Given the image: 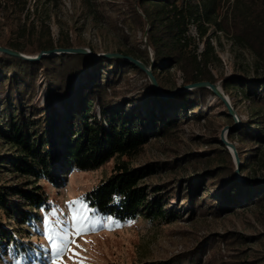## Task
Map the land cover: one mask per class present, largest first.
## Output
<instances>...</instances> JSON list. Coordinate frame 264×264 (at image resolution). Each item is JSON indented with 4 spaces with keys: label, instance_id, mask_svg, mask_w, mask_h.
<instances>
[{
    "label": "trees",
    "instance_id": "1",
    "mask_svg": "<svg viewBox=\"0 0 264 264\" xmlns=\"http://www.w3.org/2000/svg\"><path fill=\"white\" fill-rule=\"evenodd\" d=\"M78 1L93 18L105 7L97 0ZM61 3L0 0V45L26 56L59 47H87L63 31L60 39L53 37L50 12ZM122 4L125 8L118 11L117 22L123 26L130 18L146 33V40H142L144 47L117 52L152 66L156 78L161 72L167 80L176 68L182 86L202 81L217 84L210 65L219 57L210 30L212 36L231 37L264 62V0H122ZM193 27L199 39H205L201 52L190 33ZM133 70L146 76L143 86L132 79ZM41 77L46 84L45 105L34 103ZM222 86L243 93L258 117L254 123L242 122L234 134L245 143L264 145V76L232 74L222 77ZM164 90L171 92L172 87L164 86ZM207 93L216 94L208 87H194L163 98L146 71L124 57L64 52L32 60L0 51V143L10 148L0 152V210L31 221L33 210L43 208L50 199L39 179L62 183L74 170H96L116 157L121 160L112 173L84 193L83 201L98 216L122 222L144 217L171 223L185 215L193 219L241 206L264 207V181L250 178L246 185L239 183L233 159L224 167L223 181H213L208 170L185 177L177 189L170 188V182L151 184L147 180L175 169L179 159L133 164L154 138L169 139L182 123L207 118ZM238 153L243 168L248 162L257 163V149L249 159L243 147ZM6 173L21 181L9 183L4 179ZM209 188H220L218 199ZM177 192L183 200L179 205L172 204ZM12 238L0 221V248L3 239ZM211 252L214 244L197 245L185 253L141 264H201Z\"/></svg>",
    "mask_w": 264,
    "mask_h": 264
},
{
    "label": "rangeland",
    "instance_id": "2",
    "mask_svg": "<svg viewBox=\"0 0 264 264\" xmlns=\"http://www.w3.org/2000/svg\"><path fill=\"white\" fill-rule=\"evenodd\" d=\"M97 1L104 2L105 7H100L99 16L93 18L80 1L62 0L60 6L50 12L53 37L60 39L61 31L75 35L87 45V49L94 48L97 53L144 47L142 40H146V33L138 30L130 18H126L123 26L121 21L117 22L118 11L125 8L122 0ZM35 3L36 0H31V5ZM39 5L44 7L42 2ZM190 33L196 37L198 51L201 52L205 39H199L194 27ZM209 35L219 57L210 68L219 79L216 85L229 99L234 112L229 113L219 95L207 93L208 104L204 107L207 118L203 116L201 120L182 123L175 136L169 139L154 138L133 164L169 159H179L180 164L173 170L150 177L147 181L151 184L170 182V188L177 189L185 177L199 176L208 170L212 171L213 181L221 182L224 167L230 159L236 163L235 177L239 183L246 185L250 178L264 181V145L245 143L239 134H234V129L241 127L242 122L254 123L258 117L243 93L232 87L226 90L222 86V77L232 74L264 76V62L251 49L234 43L225 34L215 37L210 30ZM149 57L151 59V54ZM145 65L153 72L152 66ZM130 75L138 85L146 83L143 73L133 70ZM156 76L157 93L163 98L188 90L181 85V72L176 68L167 74V80L161 72ZM38 85L34 103L45 105L43 77ZM164 86L172 87V91L162 92L166 91ZM253 128L257 130L258 127ZM233 147L237 152L243 147L248 159L257 149V163L248 162L243 168L240 160L241 165L238 166ZM8 151L10 148L0 143V152ZM120 160L113 158L96 170H74L62 183L52 184L39 179V184L46 185L50 199L43 208L33 210L31 221L5 215L0 210V221L13 237L12 240L3 239L0 264H52L53 260L56 264H79L81 261L82 264H141L185 253L197 245L210 244H214V252L204 256L201 264H264V207L241 206L238 210H225L219 215H199L193 219L185 215L171 223L144 217L122 222L93 213L83 201L84 193L106 179ZM4 179L11 184L21 181L10 173H6ZM206 183L210 182L207 180ZM209 192L217 198L220 188H209ZM181 198L178 192L175 193L172 204H182ZM80 202H84L83 208H80ZM77 208L80 209L77 215L81 218L74 219V209ZM25 209L29 207L25 206ZM49 227L58 233L54 237L56 243L65 244V237L74 241L61 258L54 253L52 241L47 238ZM77 228L86 231L77 235ZM72 250L79 256L73 257Z\"/></svg>",
    "mask_w": 264,
    "mask_h": 264
},
{
    "label": "water",
    "instance_id": "3",
    "mask_svg": "<svg viewBox=\"0 0 264 264\" xmlns=\"http://www.w3.org/2000/svg\"><path fill=\"white\" fill-rule=\"evenodd\" d=\"M0 51L8 53V54H11V55H15V56H22V57H25V58H28V59H32V60H38L41 57L46 56L48 54H57V53H64V52L87 53V54H90L91 56L96 57V58L97 57H124L127 60H129L130 62H133L134 64H136L138 67H140L143 70H145L146 73L149 75V78L152 81L155 89L158 90V88H157L158 85H157L156 78H155L152 70L150 68H148L144 64V62H142L141 60H139L137 58H134V57H132L130 55H125L124 56V55H122V54H120L118 52H115V53H108V52L96 53V52H93L92 50L87 49L86 47H81V48H60L59 47V48H55V49H52V50L44 51L43 53H41V54H39L37 56H26V55L14 50V49L5 47L3 45H0ZM194 87H208V88L212 89L217 95H219L222 98V100L224 101L226 107L229 110V113L233 114V112H234L233 111V107H232L229 99L223 94V92H221L219 90V87L216 84L211 83V82H207V81H202V82H199V83L186 85L183 88L184 89H187V88L189 89V88H194ZM228 144L231 145L230 143H228ZM233 151H234L238 166H240L241 162H240V158H239L237 149L235 147H233Z\"/></svg>",
    "mask_w": 264,
    "mask_h": 264
},
{
    "label": "snow or ice",
    "instance_id": "4",
    "mask_svg": "<svg viewBox=\"0 0 264 264\" xmlns=\"http://www.w3.org/2000/svg\"><path fill=\"white\" fill-rule=\"evenodd\" d=\"M77 202H72V204H76ZM71 207V205H70ZM84 207V202H80V208H83ZM80 212V209L77 208V209H74V219H79L81 217H79L77 214ZM50 223V222H49ZM83 231H86L85 229L83 228H77V235H79L81 232ZM58 235V233H55L51 227H49V231H48V235H47V238L52 241V249L54 251V253L57 255L58 258H61L63 256L64 253H66L67 251H69V245L74 243L73 240H69L67 237H65V240H66V243L61 245V244H58L56 243L54 237ZM73 252V257H76V256H79V253L78 252H75V250H72ZM19 264V262H18ZM52 264H56V261L53 260L52 261ZM79 264H82V261L79 262Z\"/></svg>",
    "mask_w": 264,
    "mask_h": 264
},
{
    "label": "bare ground",
    "instance_id": "5",
    "mask_svg": "<svg viewBox=\"0 0 264 264\" xmlns=\"http://www.w3.org/2000/svg\"><path fill=\"white\" fill-rule=\"evenodd\" d=\"M219 90L221 91V89L219 88ZM162 92H166V91H162ZM225 95V94H224Z\"/></svg>",
    "mask_w": 264,
    "mask_h": 264
}]
</instances>
